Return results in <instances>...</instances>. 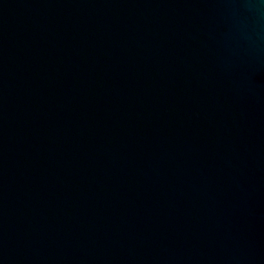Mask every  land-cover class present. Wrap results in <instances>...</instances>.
Wrapping results in <instances>:
<instances>
[{
    "label": "water",
    "instance_id": "obj_1",
    "mask_svg": "<svg viewBox=\"0 0 264 264\" xmlns=\"http://www.w3.org/2000/svg\"><path fill=\"white\" fill-rule=\"evenodd\" d=\"M0 264H264V0H0Z\"/></svg>",
    "mask_w": 264,
    "mask_h": 264
}]
</instances>
